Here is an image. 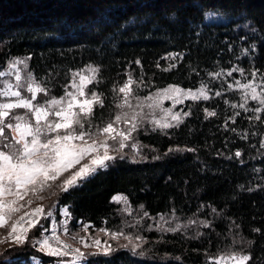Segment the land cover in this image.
Here are the masks:
<instances>
[{"label": "trees", "instance_id": "trees-1", "mask_svg": "<svg viewBox=\"0 0 264 264\" xmlns=\"http://www.w3.org/2000/svg\"><path fill=\"white\" fill-rule=\"evenodd\" d=\"M206 13L216 19L205 20ZM170 53L183 59H164ZM28 57L29 70L49 90L46 97L63 96L74 71L100 66L102 82L90 89L105 97L104 108L95 106L92 117L103 127L118 113L120 97L112 88L129 74L145 93L202 83L220 90L209 73L234 66L249 77L256 69L264 74V0H0V71ZM238 97L226 91L187 103L190 115L183 123L139 135L146 153H155L148 160L119 159L78 187L56 193L54 201L68 208L75 223L98 229L121 221L113 201L118 194L150 216L211 221L200 237L151 234L148 257L119 249L94 263L209 264L220 254L243 251L251 256L247 264H264V123L249 119L253 115L240 109ZM205 108L216 115L206 118ZM26 250L2 256L0 264H30L36 253Z\"/></svg>", "mask_w": 264, "mask_h": 264}, {"label": "snow or ice", "instance_id": "snow-or-ice-1", "mask_svg": "<svg viewBox=\"0 0 264 264\" xmlns=\"http://www.w3.org/2000/svg\"><path fill=\"white\" fill-rule=\"evenodd\" d=\"M216 17L210 13L205 14V20ZM222 19V18H221ZM248 28V25H244ZM254 51V48L252 49ZM249 49L244 48L242 55H247ZM177 56L183 59L181 54L170 53L164 59L176 60ZM25 60H14L7 67L15 69L20 64H26ZM140 64V61H136ZM175 65H169L170 68ZM258 69L252 70L251 81L241 83L240 80H235V88L243 92L245 103L239 105L245 112H253L255 115L249 119H254L264 123L261 120V113L264 112V74L260 76V82L257 83ZM234 72H239L244 75V70L239 67H232L226 73L227 76H232ZM11 74V73H7ZM223 70L209 73L212 79L223 76ZM6 75L5 72L0 71V77ZM78 77V80H77ZM16 84L6 83L0 86V97H15V101L0 103V227H4L7 223L6 217L11 219V216L17 213L22 204L19 202L24 200V197L35 187H39L42 191L49 181H56L64 172L74 168L80 164L82 160L88 159V163L83 164L78 171H75L66 179L61 185L62 191L67 192L70 188L78 187L79 183L87 177L94 175L97 169L107 167L106 161H112L116 157L109 155L112 150V145L108 143L109 140L116 141L120 138L119 150L127 146L126 142L132 138V132L136 130L137 125L134 122L132 127L127 131L120 130L114 125L120 123H127L129 116L126 112L117 113L114 119L110 120L103 127L96 126L92 123L94 116V107L104 108L105 97L102 92H97L95 89L90 92L85 90L87 84L102 82L100 66L88 65L85 69L73 73L71 82L65 86L64 95L57 98L51 97L45 103H34L37 99V93L42 92L48 95V89L36 83L35 78L31 73L28 76V83L21 85V77L17 72L15 75ZM137 81L129 74L127 80L120 86L112 88V91L120 97L116 107L124 109L131 108V99L134 95L133 84ZM25 87L31 94L30 98L21 95L20 88ZM229 90L234 88L232 83L227 85ZM69 89H72L71 91ZM169 90L174 93H182L181 98L174 101V103H182L184 98L193 100H208L210 97L208 93L211 91L206 84L202 83L201 87L196 91L192 89L182 90L178 86H169L165 89L167 93ZM216 96H220L221 92L217 91ZM251 98L252 101L258 104V107H248L247 100ZM152 99V97H148ZM237 107V105H232ZM23 108L32 114L34 123L26 121L21 115L12 116L15 123L5 122L10 116L13 109ZM78 109V111H77ZM171 115V120L175 123L153 121V124L160 129H167L178 126L183 123V119L179 112L172 113L171 109L165 110ZM206 118L208 116L216 115L215 112L204 109ZM185 116L190 113H185ZM240 115L239 112L235 113ZM233 123L235 116L232 117ZM87 123V128L85 127ZM11 130V140L5 135V129ZM235 131V129H232ZM104 136L101 140L99 137ZM245 139L246 136H242ZM77 141L78 143H74ZM134 151H138L135 144L132 145ZM264 148V141L260 144ZM187 151H195L188 148ZM172 151V149H169ZM240 151L235 152V157H241ZM158 158V157H157ZM231 159V157H229ZM31 186V187H30ZM252 191V189H248ZM11 197L12 199H6ZM114 200L119 202L120 197H114ZM64 215L70 216L67 207L61 209ZM215 211V209H213ZM52 216V212H45L43 207H37L31 213H25L24 216L11 224V231L9 237L17 245H23L28 242V232L40 224L41 219H48ZM208 227V224H204ZM19 229V232H18ZM179 231V227L174 229ZM42 231H48L43 229ZM256 231H259L258 229ZM15 234V235H14ZM57 243L60 242L57 240ZM99 245V241L96 242ZM38 245V247H37ZM33 247H37V251L45 252L49 256L67 255V252H61L49 245V239L36 240L33 242ZM64 247H68L65 245ZM34 259V258H33ZM85 259L83 253L76 250L74 257V264ZM251 259L249 254L241 255L239 252H229L218 257L210 258L209 264H246Z\"/></svg>", "mask_w": 264, "mask_h": 264}, {"label": "rangeland", "instance_id": "rangeland-1", "mask_svg": "<svg viewBox=\"0 0 264 264\" xmlns=\"http://www.w3.org/2000/svg\"><path fill=\"white\" fill-rule=\"evenodd\" d=\"M17 59L25 60L26 58H15L12 61ZM85 68L86 67L82 69ZM80 70L74 71L73 73ZM3 72H5L6 75L3 76L1 86L6 83L15 85V75L17 72L21 77L20 84L22 86L28 83L29 73H31L32 77H34L33 73L29 70L28 59L26 61V64H20L15 69L7 67ZM223 72L225 73L223 76L213 79V81L221 86L220 90L214 91L209 85H206L209 89H211V91L208 93L209 97L211 98L212 96H216L215 93L217 91L221 92V94H224L226 91H235L239 95V105L245 103L243 92L235 88V80H240L241 83H245L251 81L252 78L247 74H244L242 76L239 72H234L232 76L229 77L226 75L227 71ZM35 81L36 83L41 85V83L38 82L36 78ZM256 82H260L259 75H257ZM229 83H232L234 85V88L232 90H229L227 87ZM92 84H87L85 86V90L90 92V87ZM132 87L135 90L134 95L131 99V104L133 106L131 108L125 107L124 109L118 108V113L126 112L129 116V120L127 123L122 122L119 125H114V127L120 130L127 131L132 127L134 119L137 128L132 132V138L126 142L127 146L122 150H119V137H117L116 141H108V143L112 145V150L109 151V155L116 157V159L112 161H106L107 167L99 168L97 169V171L106 169L114 165L117 160L123 158L134 162L148 160L150 156L154 155L155 153H146L144 144H142L139 140V135L143 132L157 130L165 132L172 128L170 127L167 129H160L153 124V121H167L170 123H175L171 120V115L165 111L166 109H171L172 113L179 112L181 118L184 121V119L188 116H185L184 114L189 113L188 111H186L187 103L204 101L203 99L193 100L184 98L182 103H174V101L181 98L183 94L174 93L171 90L165 93L164 90L169 89V87L150 93L139 92L138 90H136V87H134V84ZM179 88L182 90H187L181 87ZM197 89L192 90L196 91ZM69 90L71 91L72 89ZM20 91L22 96L30 98L31 94L26 90L25 87H21ZM148 97H152V99H148ZM50 98L51 97H46L42 92H38L37 99L34 101V103L43 104ZM15 99V97H0V103L9 102V100L15 101ZM247 106L258 107L259 105L256 104V102L252 101L249 97L247 100ZM248 113L249 115H255L253 112ZM15 115H21L25 118L26 121L34 123L32 114L27 112V110L23 108L13 109L10 116L6 119L5 122H11L14 124L15 120L12 119V116ZM5 135L9 137V140H11V137L12 135H14V133L6 128ZM99 139L103 140L105 139V137L101 136L99 137ZM74 143L78 142L74 141ZM133 144L137 146L138 151L133 150ZM86 163H88V159L82 160L80 164L76 165L74 168L69 169V171L64 172L63 175H61L56 181H49L48 185L45 186L42 191L37 186L28 192V194L24 197V200L19 202L23 205V207H21L17 213L12 215L11 219H8L6 217V225L4 227H0V258L10 252L16 251L17 249L25 250L26 248H29V250H26V252L35 251L36 253V256L31 258L30 264H47L44 262L41 255L46 259H53V263L48 264H74V257L77 249L85 256V259L79 261L78 264H92V262L98 259V257L108 256L119 249L127 250L137 257H148L150 252V239H152L150 237L153 233H157L160 236L168 233H182L186 236L200 237L203 236L205 234V230H207L211 226L210 220L206 218H200L199 216L187 219L178 216L176 213L150 216L143 211V208H134L131 205L128 197L123 194H118L115 196L121 198L119 199V202L113 199V201L119 206V217L121 218V221L115 228L98 229L93 227L90 223H83L82 221H78L75 223L72 214L70 213V216L64 215L61 211L64 206H60L59 203L54 201V199L56 197V193H58L62 189L61 185L63 184V182L68 179L72 173L78 171L79 168ZM84 180L81 181L79 185L84 182ZM6 199L12 198L7 197ZM37 207H43L46 213L48 211H51L52 216L48 219H41L40 224L35 228H32L28 232V242L24 243L23 245H17L9 237L11 224L18 221L20 217L24 216L25 213H31V211ZM204 224H208L209 226L204 227ZM177 227H179V231L174 230ZM43 229H48V231H42ZM44 238L49 239L50 247L56 248L61 252H67V255L49 256L47 255L46 251H37L38 245L37 247H33V242L36 240H42ZM57 240L60 242L59 244L57 243ZM97 241H99V245L96 244ZM65 245H67L68 247H64ZM237 252L241 253V255L248 254L243 251ZM208 261L210 262V259ZM247 263L248 261L246 262V264ZM93 264L96 263L93 262ZM230 264H234V262H230Z\"/></svg>", "mask_w": 264, "mask_h": 264}]
</instances>
